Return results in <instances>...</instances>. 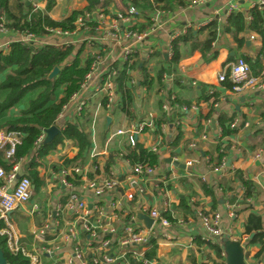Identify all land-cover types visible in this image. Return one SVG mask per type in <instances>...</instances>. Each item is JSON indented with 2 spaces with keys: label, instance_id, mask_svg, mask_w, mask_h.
<instances>
[{
  "label": "crops",
  "instance_id": "1",
  "mask_svg": "<svg viewBox=\"0 0 264 264\" xmlns=\"http://www.w3.org/2000/svg\"><path fill=\"white\" fill-rule=\"evenodd\" d=\"M49 1L53 4L47 14L53 20H61L70 12L83 10L87 6V0H6V7L0 9V18H3L6 26L5 31L0 30V50L8 48L12 41L25 42L24 39L27 37L18 27L12 25L13 17L18 18L21 23L29 22L30 13L34 10L45 11ZM188 1L184 0L183 6L178 5L169 10H147L148 13L145 15L139 8H135V12L130 14L129 9L133 6H130L128 0H108L103 6L92 11V14L97 18L95 25L78 32L71 39H65L66 41L70 40L71 44L76 47L85 42V51L86 49L90 51L86 41H94V47L100 45L104 47L106 62H113L117 67L122 63L120 57L124 45H130L134 49L135 58L133 59L138 60V65L131 68L130 71L131 82L129 83L130 80L125 82L132 95L131 119L126 117L120 109L122 96L118 90L119 97H121L118 106L110 111L104 109L97 111L94 140L97 154L94 157H90L88 154L84 155L78 164L74 162L80 169L77 173L78 176L75 174V178L77 180L87 178L94 172L103 174L113 172L117 176L123 177L132 164L128 158L124 157L125 155L118 157V149L107 151L104 148L108 133L117 128L133 127L141 122L154 123L155 129H157L155 121L164 114L169 122H161L166 124V128L162 132L157 129L158 133H161V141L156 163L161 170L177 174L175 183H169L167 187L170 209L176 217H182L186 222L183 225H178L169 212L172 221V225L168 228L170 238H157L155 253L157 263L202 264L212 262L215 264L218 261L224 262L222 251L218 254L211 247V242H205L202 239L206 231L196 216V211L203 209L219 211L222 216V224L233 227L236 234L235 239L240 240V243L244 245V258L248 264H264V250L260 252L261 243L249 242L253 233L248 235L244 232L246 219L251 213L260 217L264 230V125L262 124L264 90L248 89L242 93L231 92L230 88L224 86L217 79L218 75L241 54L255 58L261 47V41L258 35L255 39L250 40L244 34L249 43H245L241 48L237 46L231 31L226 30L225 11L231 0H210L197 7H188ZM255 1L232 0L236 5L235 11L241 12L245 18ZM216 16L219 19L216 18L212 21L217 22V36L212 42L210 52L206 54L207 56L215 54V56L206 62L199 50L191 49V42H202L208 37V25L212 22L208 20ZM111 25H116L118 31L113 33ZM133 26L142 29L140 32L145 34L142 39L122 38L118 40V33L121 34L123 29ZM185 26L188 31L184 35L191 31L192 33L190 36L186 35V40H181L184 35L176 39L180 57L178 62L170 63V58L173 55L169 54L172 42L170 36L174 31ZM36 36L35 40L30 42L35 46L45 43L58 44L61 42L60 40L64 41L52 33ZM241 36L242 34H238V37ZM142 66L153 78V82L148 88L140 84L143 78ZM263 66L264 63L262 68ZM6 70L0 73V81L8 73ZM159 74H161V78H158ZM209 89H213V94L209 93ZM0 91L1 101L6 90L0 89ZM34 96L35 92L31 91V95L26 98V101L21 99L14 106L0 112V130H5L4 123L18 117L21 109L25 108L28 101ZM97 99H100V95L90 94L86 100V110L82 117H75L77 121L84 119L80 126L90 141L89 148L92 141L88 125L95 112ZM175 99L187 101L189 105L178 106ZM164 105H166V109L163 108ZM211 108L213 110L206 118L205 116ZM66 119L70 120L68 114L62 117L58 116L53 125L60 128ZM234 120H237L236 127H231ZM222 123L231 129V133L223 137L220 136ZM178 129L181 131L179 142L176 146H171L169 143L177 134ZM157 131L147 128L137 135V141L148 149L150 144L157 142ZM202 134L207 135V140L198 141ZM44 136L43 132V138ZM124 139L125 137L122 136L115 140L122 142ZM193 141L198 142L195 149H191L189 146ZM217 145L224 152L222 157L224 161L223 175L220 179L210 169V164L221 163L215 160ZM114 147L117 146L114 145ZM258 150H261L260 158L255 157ZM77 151V147L70 139H65L58 144L37 167L38 176L42 180L40 186L34 188L32 184L29 201L9 211V222L21 245L30 247L32 241L30 232L39 224L42 215L45 217L50 214L52 219L58 217L57 202L60 201L64 204L66 201V194H63L66 189L59 182L58 172L73 164L71 159ZM166 157L177 160L179 165L163 162L162 159ZM109 158L112 162L107 171L106 163ZM211 158L212 160H210ZM187 160L192 161L191 167L186 165ZM2 161H7L5 156ZM27 162L28 157L17 162L19 175ZM237 171L244 179H249L255 185L251 196L247 197L250 198L248 202L245 200L238 202L239 196H242L240 189L244 188V185L236 176ZM200 175L207 176L208 180L202 181ZM204 182L213 187V197L203 192L202 183ZM35 190H37V194L34 198ZM86 197L90 198L89 194ZM149 197L152 195L148 194L147 198L149 199ZM152 200L158 202L156 196L152 197ZM35 203L40 206L41 216L30 212ZM138 204L137 201L131 203L132 207ZM227 204L238 205L232 210L234 212L232 218L225 208ZM61 222L60 228L64 226V220ZM245 236L246 238H244ZM214 241V243L220 244L219 239ZM262 242L264 244V236ZM53 243L61 246V253L69 252V241L55 238ZM43 258L47 259V262L52 260V257L46 254Z\"/></svg>",
  "mask_w": 264,
  "mask_h": 264
},
{
  "label": "built area",
  "instance_id": "2",
  "mask_svg": "<svg viewBox=\"0 0 264 264\" xmlns=\"http://www.w3.org/2000/svg\"><path fill=\"white\" fill-rule=\"evenodd\" d=\"M208 1L210 0H189L187 6L197 7ZM263 5L264 0H256L252 3V7L258 6L261 8ZM235 10L236 5L231 0L228 9L225 11L226 16L231 12H237ZM134 12L135 8L129 9L130 14ZM216 18L218 17L216 16L208 21L210 22ZM87 19L96 21L97 18L92 13L78 15L74 29L63 30L55 27L47 29V33H52L64 39V41L60 40L61 42L58 44L71 43L70 40L66 41L65 39H71L78 32L88 29L90 26L85 23ZM250 19L251 15L249 13L245 20ZM110 28L113 33L118 31L116 25H111ZM0 30H6L3 18H0ZM187 31V26L174 31L170 36L171 41L180 38ZM26 35L24 41L27 43L33 42L37 37L32 33H26ZM143 36H145L144 33H139L131 28H125L121 34L118 33L117 35L118 40L122 38L139 40ZM256 36L255 32H249L248 39L253 40ZM86 42L90 51L83 49L81 59L92 58L89 71L84 76L80 90L69 98L58 116L62 117L68 114L70 117V120L67 121L66 119V122L60 128H63L66 123H83L84 119L77 121L75 117H82L83 111L86 110V100L90 94L100 95V99L95 101V112L92 115L91 123L88 125L92 145L90 148L88 147L85 153V155L88 154L90 157H94L97 154L94 142L97 111L99 109L110 111L120 103L121 97L118 94L119 88L116 78L124 62L128 60L131 54L135 53L130 45L122 46L120 57L122 63L118 66L120 68L117 69L113 66L115 63L106 62L103 46L94 47L95 42L92 40ZM169 54H172L171 47L169 48ZM103 63H107V65L101 69ZM130 71L131 69L127 68L128 75H130ZM226 78L233 83L229 89L231 92L242 93L248 89L264 90V66L259 73L254 74L249 64L241 56L231 62L217 77L218 81H224ZM128 81L131 82L130 76L127 79ZM213 92V89H209V93ZM163 108L166 109V105ZM236 124L237 120H234L231 127H236ZM262 124L264 125V117ZM145 127L154 131L160 129L162 132L166 128V124L161 123L155 129L156 125L154 123L141 122L133 127L114 129L108 133L104 148L107 151L118 149V157L126 155L128 152L126 147L135 145L137 135L144 132ZM23 135L22 132L16 130H0V152L5 148L4 155L7 159L14 155L15 147L21 142ZM122 136L125 137L122 142L115 140L117 137ZM157 137V142L150 144L148 149L159 154L161 133H158ZM42 139L43 134L38 137L36 143ZM205 140H207L205 134H202L198 139V141ZM114 145L117 147H114ZM189 146L191 149H195L198 142L193 141ZM255 157H261V150L256 151ZM208 162L211 161L208 160ZM72 163L69 168H62L58 172L59 182L66 189L63 191V194H66L65 203L59 201L56 205L58 217L52 219L50 214L44 217L39 204L32 205L30 212L42 216L39 224L30 232L32 241L28 248L19 243L18 236L9 222L8 213L14 207L29 201L32 194L31 180L27 175L18 174L17 162L9 170H5L0 165V235L6 237L9 250L12 253L20 252L28 258L29 264H158L155 256L148 257V253L153 239L157 241L158 237L170 238L168 228L172 225V221L169 212L178 225H183L186 222L184 218L176 217L170 209L167 187L169 183H175L177 174L161 170L157 163L151 165L148 162L138 161L130 166L123 177H119L113 172L106 174L94 172L87 178L77 180L75 174L80 169L77 164ZM186 165L191 167L192 161L187 160ZM223 165V159L218 165L210 164L211 172L215 173L218 179L223 175ZM200 178L202 181L208 180L205 175H200ZM244 190V188L240 189L242 196H239L238 202L241 200L248 202L250 200V198L244 197ZM87 194L90 198L86 197ZM148 194L152 197L156 196L159 203L152 200V197L148 199ZM133 201L139 202L136 207L153 219L150 228L144 227L140 221L134 219V213L131 209ZM236 205L227 204L225 206L231 218L234 217L232 210ZM196 216L206 231V234L202 236L205 242L214 243L215 239H220L223 235L237 240L235 239L236 234L233 227L222 224V216L219 211L198 209ZM63 220L64 226L60 228ZM55 238L69 241V252L61 253V246L53 243ZM244 238L243 240H245ZM45 254L52 257L50 262L43 258ZM222 255L224 257L223 251ZM222 263L218 261L215 264Z\"/></svg>",
  "mask_w": 264,
  "mask_h": 264
},
{
  "label": "trees",
  "instance_id": "3",
  "mask_svg": "<svg viewBox=\"0 0 264 264\" xmlns=\"http://www.w3.org/2000/svg\"><path fill=\"white\" fill-rule=\"evenodd\" d=\"M108 0H87V6L83 10H74L61 20L51 19L47 11L51 8L52 2L49 1L45 11L34 10L29 15V22L21 23L18 18L12 19V25L18 27L20 31L26 33H32L39 35L47 33L49 28H61L63 30H72L75 28V20L78 15H85L86 13H92L97 7L103 6ZM130 6L134 8L142 9L144 14L147 15L148 11H155L160 9L169 10L178 5L183 6L184 0H128ZM6 7V0H0V9ZM251 19L246 21L241 12H231L227 16L226 30H230L234 36L238 47L244 46L246 38L244 33L246 30L249 32H255L261 41V47L255 58H251L246 54L240 56L249 64L252 72L257 74L262 68L264 63V5L260 8L253 6L249 11ZM85 23L89 26L96 24L95 21L87 19ZM217 22L212 21L209 23L208 37L202 42L192 41L191 49L199 50L205 57V61L208 62L214 58L215 54L207 56L212 48V42L217 36ZM232 28V29H231ZM132 30H137L140 33L142 29H137L135 26L131 27ZM191 32L186 34L191 35ZM238 34H242L238 37ZM186 35L181 37V40H186ZM85 43H81L77 47L71 43L67 44H53L45 43L40 46H35L31 43H25L23 41H12L9 44L8 51L3 52L0 50V73L6 69H10L9 73H6L3 79L0 81V89L6 90V94L0 101V112L17 104L28 92H35V96L31 98L27 106L21 109L20 114L13 120L6 121L5 131L16 130L22 132L24 135L21 138V142L16 145L15 153L12 157L6 158L7 161L3 162L2 158L5 156V148L0 152V165L9 170L11 166L18 162L20 159L28 157V162L25 167L22 168L21 175H27L34 188H38L42 183V180L38 176L37 167L41 165L42 159L45 158L51 151H53L58 144L62 143L65 139H70L77 147L76 155L71 161H82L88 147L89 140L87 135L83 131L80 124L77 122L66 123L63 128L60 129V133L55 135L49 142L43 140L36 143L38 137L43 134L44 129L52 126L61 113L63 106L68 102L69 98L78 92L83 82L85 74L89 71L92 58L87 57L81 59V54L84 49ZM171 48L173 55L170 58V63H176L179 61L178 44L175 41L171 42ZM135 54H131L127 61L124 62L121 69H119L118 77L116 78L118 88L122 96V103L119 105L122 112L126 117L131 119L132 116V95L131 91L126 87L125 82L129 75L127 68H133L138 65V60H134ZM132 60V61H130ZM114 68H120L113 65ZM54 67H58V73L48 78V74ZM143 78L140 82L141 85L146 88L150 87L153 82V78L142 66ZM158 78H161L159 74ZM224 86L231 88L233 83L229 79L221 81ZM59 94H61L59 96ZM213 94V93H211ZM178 106H188L187 101L175 99ZM206 114V118L210 112ZM84 112V111H83ZM161 122H169L164 114L158 118L155 123L159 127ZM171 122V121H170ZM145 129H147L145 127ZM231 133V129L221 124V137ZM181 131L178 129L177 134L171 139L170 145L176 146L179 142ZM128 152L124 156L128 158L131 164L134 162H148L151 165L157 162L158 155L145 147H143L138 141L135 142L133 147L127 149ZM224 152H222L219 146H216V162L220 163ZM212 160V158L210 159ZM112 162L111 158L107 160L106 170L108 171L109 164ZM77 175V173H76ZM78 176V175H77ZM236 176L244 185V197H249L252 194L254 183L249 179H244L240 172H236ZM202 189L205 194L214 196V190L211 185L202 183ZM184 201L183 199H181ZM232 200V198H231ZM216 202V199H214ZM244 232L250 235L253 233V237L249 238V242H260L261 251L264 250V244L262 237L264 236V230L262 229L260 217L251 213L246 219L244 226ZM211 247L219 254L221 249L218 243H212ZM0 248L3 251L6 264H29L27 257L20 252L12 253L7 244L6 237L0 235ZM157 248L156 240L151 241V247L148 253V257L155 256ZM134 263V261H132Z\"/></svg>",
  "mask_w": 264,
  "mask_h": 264
},
{
  "label": "water",
  "instance_id": "4",
  "mask_svg": "<svg viewBox=\"0 0 264 264\" xmlns=\"http://www.w3.org/2000/svg\"><path fill=\"white\" fill-rule=\"evenodd\" d=\"M245 36L248 37L249 31H245ZM249 43V40L246 41ZM58 73V67H54L52 71L48 74V78L54 77ZM109 119V118H108ZM107 119V121H108ZM45 136L43 138L44 142H49L53 137L60 133V129L56 125H52L44 129ZM163 162L172 163L173 165H179V162L171 157H166L162 159ZM132 212L134 213V219L140 221L141 224L150 228L153 223V219L150 218L146 213L136 206L132 207ZM219 246L221 251L224 253V263L223 264H248L244 258V245L238 240L230 239L227 235H223L219 239ZM0 264H6V260L3 251L0 248Z\"/></svg>",
  "mask_w": 264,
  "mask_h": 264
},
{
  "label": "rangeland",
  "instance_id": "5",
  "mask_svg": "<svg viewBox=\"0 0 264 264\" xmlns=\"http://www.w3.org/2000/svg\"><path fill=\"white\" fill-rule=\"evenodd\" d=\"M2 51L3 52H7L8 51V48H6V49H2ZM107 65V63H103V65H102V67H101V69L104 67V66H106ZM8 73L11 71L10 69H7L6 70ZM1 92V91H0ZM3 92V91H2ZM31 95V92H29V93H27L23 98H22V101H23V99L26 101L27 99V97H29ZM100 125H101V123H100ZM100 128V127H99ZM36 194H37V190H35L34 191V198L36 197Z\"/></svg>",
  "mask_w": 264,
  "mask_h": 264
}]
</instances>
